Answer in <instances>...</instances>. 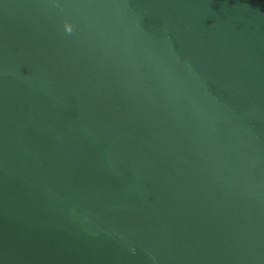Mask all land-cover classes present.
<instances>
[{"label":"water","instance_id":"water-1","mask_svg":"<svg viewBox=\"0 0 264 264\" xmlns=\"http://www.w3.org/2000/svg\"><path fill=\"white\" fill-rule=\"evenodd\" d=\"M0 264H264V0H0Z\"/></svg>","mask_w":264,"mask_h":264}]
</instances>
